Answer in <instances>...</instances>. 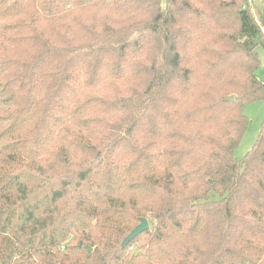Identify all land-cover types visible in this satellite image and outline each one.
Listing matches in <instances>:
<instances>
[{
  "label": "trees",
  "instance_id": "trees-1",
  "mask_svg": "<svg viewBox=\"0 0 264 264\" xmlns=\"http://www.w3.org/2000/svg\"><path fill=\"white\" fill-rule=\"evenodd\" d=\"M262 13L0 0V264H264Z\"/></svg>",
  "mask_w": 264,
  "mask_h": 264
},
{
  "label": "rangeland",
  "instance_id": "rangeland-1",
  "mask_svg": "<svg viewBox=\"0 0 264 264\" xmlns=\"http://www.w3.org/2000/svg\"><path fill=\"white\" fill-rule=\"evenodd\" d=\"M260 21L264 26V12L262 13V18H260ZM257 51L260 65L255 75L257 79L264 83V52L261 49H258ZM242 112L248 120V126L234 152V156L237 160L243 158L246 153L251 150L257 139L261 123L264 119V101H258L246 105Z\"/></svg>",
  "mask_w": 264,
  "mask_h": 264
},
{
  "label": "water",
  "instance_id": "water-1",
  "mask_svg": "<svg viewBox=\"0 0 264 264\" xmlns=\"http://www.w3.org/2000/svg\"><path fill=\"white\" fill-rule=\"evenodd\" d=\"M233 98L232 97H228L227 99H225V101H232ZM149 229V225L147 222V219H140L139 224L128 234V236H126V238L122 241L121 243V247L124 248L126 247L129 242L134 239L136 236H138L139 234L147 231ZM80 247V246H79ZM88 251L90 252L91 249H88ZM139 249L136 248L133 252V255H135L136 253H138Z\"/></svg>",
  "mask_w": 264,
  "mask_h": 264
},
{
  "label": "crops",
  "instance_id": "crops-1",
  "mask_svg": "<svg viewBox=\"0 0 264 264\" xmlns=\"http://www.w3.org/2000/svg\"><path fill=\"white\" fill-rule=\"evenodd\" d=\"M251 3L258 11L264 12V0H251Z\"/></svg>",
  "mask_w": 264,
  "mask_h": 264
}]
</instances>
